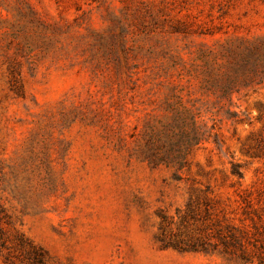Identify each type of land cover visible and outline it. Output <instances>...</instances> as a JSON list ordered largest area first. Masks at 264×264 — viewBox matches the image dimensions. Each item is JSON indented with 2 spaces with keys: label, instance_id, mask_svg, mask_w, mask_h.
<instances>
[{
  "label": "rangeland",
  "instance_id": "obj_1",
  "mask_svg": "<svg viewBox=\"0 0 264 264\" xmlns=\"http://www.w3.org/2000/svg\"><path fill=\"white\" fill-rule=\"evenodd\" d=\"M238 44H264V0H0V264L18 236L45 264H258L216 230L264 189V82L195 77Z\"/></svg>",
  "mask_w": 264,
  "mask_h": 264
},
{
  "label": "trees",
  "instance_id": "obj_2",
  "mask_svg": "<svg viewBox=\"0 0 264 264\" xmlns=\"http://www.w3.org/2000/svg\"><path fill=\"white\" fill-rule=\"evenodd\" d=\"M225 60L219 61L215 58L212 61L205 62L202 70L196 73V79L199 80V89L203 94L216 95L219 99L229 100L234 93H238L242 88L259 85L264 82V44H238L229 48ZM189 112L185 110L184 113ZM202 143V140L196 142H187L185 148L189 149ZM251 152L254 156L261 155L264 149V139H262ZM184 158H178V163H183ZM182 165V164H181ZM232 175L241 178L242 174L239 166L232 164ZM243 203L248 209L246 219L249 225L246 231L240 232L239 235L234 233H224L222 229L216 230V236L220 243L228 249L233 247L239 250L238 258L247 260L248 256L254 253L257 257L258 264H264V189H258L254 193L246 194L242 198ZM0 232H2L0 230ZM1 239V238H0ZM22 249L25 264H45L44 250L18 236ZM163 249L174 248L180 251L199 252L194 246L189 248L180 244V242H165L163 238H158ZM246 241V243H245ZM4 246V243H1ZM203 251L204 248H201ZM230 254H234L231 252Z\"/></svg>",
  "mask_w": 264,
  "mask_h": 264
}]
</instances>
